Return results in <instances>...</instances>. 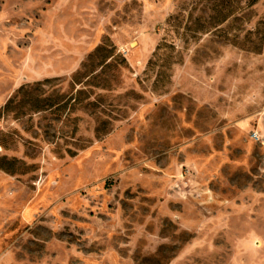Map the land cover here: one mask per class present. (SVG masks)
I'll return each mask as SVG.
<instances>
[{
	"label": "rangeland",
	"instance_id": "obj_1",
	"mask_svg": "<svg viewBox=\"0 0 264 264\" xmlns=\"http://www.w3.org/2000/svg\"><path fill=\"white\" fill-rule=\"evenodd\" d=\"M0 264H264V0H0Z\"/></svg>",
	"mask_w": 264,
	"mask_h": 264
}]
</instances>
